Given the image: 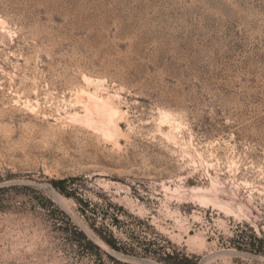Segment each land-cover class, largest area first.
I'll use <instances>...</instances> for the list:
<instances>
[{
  "label": "rangeland",
  "instance_id": "374dc122",
  "mask_svg": "<svg viewBox=\"0 0 264 264\" xmlns=\"http://www.w3.org/2000/svg\"><path fill=\"white\" fill-rule=\"evenodd\" d=\"M0 264H264V0H0Z\"/></svg>",
  "mask_w": 264,
  "mask_h": 264
},
{
  "label": "bare ground",
  "instance_id": "6f19581e",
  "mask_svg": "<svg viewBox=\"0 0 264 264\" xmlns=\"http://www.w3.org/2000/svg\"><path fill=\"white\" fill-rule=\"evenodd\" d=\"M84 106L88 109L89 112H92L95 115L89 119V121L91 122H98L100 119L105 123L110 122L113 114L115 113V110L108 103H106L101 96L88 97L84 100Z\"/></svg>",
  "mask_w": 264,
  "mask_h": 264
},
{
  "label": "trees",
  "instance_id": "16d2710c",
  "mask_svg": "<svg viewBox=\"0 0 264 264\" xmlns=\"http://www.w3.org/2000/svg\"><path fill=\"white\" fill-rule=\"evenodd\" d=\"M52 182H53V184H54L55 186H57L61 191L65 192L64 189H63V187H60L61 184H62V180H53ZM80 234H81L82 236H84L83 233H80ZM105 240H106V242H108V244H110L111 246H113V247L116 248V245H115L114 243H112L110 240H107V239H105ZM88 243H89V244H92L90 241H88ZM92 245H93V244H92Z\"/></svg>",
  "mask_w": 264,
  "mask_h": 264
}]
</instances>
